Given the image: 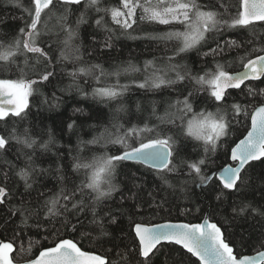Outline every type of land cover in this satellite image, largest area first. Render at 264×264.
I'll list each match as a JSON object with an SVG mask.
<instances>
[{
  "label": "snow or ice",
  "instance_id": "obj_1",
  "mask_svg": "<svg viewBox=\"0 0 264 264\" xmlns=\"http://www.w3.org/2000/svg\"><path fill=\"white\" fill-rule=\"evenodd\" d=\"M102 0H30L24 9L27 18L24 26L20 27L14 36L3 33L0 38V120L9 117L23 120L25 110L29 107L28 97L37 87L48 82L55 73V67L65 62L73 65V71L67 72L72 77V86L84 96H91L101 103L110 104L119 101L129 90V85L121 84L120 79L129 72L141 74L143 79L133 81L139 89L157 92L172 89L177 92V98L167 104L163 115H157L155 103L151 116L158 121L149 126V120L144 121L143 127L133 125L125 128L120 123V113H127L123 104L113 109V115L104 130L91 140H80L76 145V154L72 156L71 172L57 165L55 171L51 168H39L33 156L28 155L23 168L16 175L24 182V192L18 204L8 208L6 226L12 230L10 241L0 239V264H13V254L24 251L23 244L16 247V241H23L25 235L32 229L39 232L43 229L56 239L52 246L42 247L38 255L26 261V264H116L110 259L113 252L119 257V264H148L165 244L179 245L185 254H167L171 264H185L184 255L191 254L198 259L199 264H264V225L255 240L244 227L248 220L257 217L264 221V203L248 200L249 189L254 188L256 179L264 185V177L253 178L245 173L252 167L253 162L264 164V99L257 102L228 103L230 89H239L245 82L259 81L264 78V38L259 41L236 40L221 43L215 37L230 29L254 28L257 23L264 24V0H120V7H101ZM84 4V10L80 5ZM17 6L23 7L17 0ZM94 10L99 16L95 20L97 27H104L109 33L112 28L107 27L105 17L110 16L112 22L120 29L121 34H128L133 30L137 21L145 24L166 26V31L144 32L142 36L132 37L150 42L163 43L166 53L164 57H153L144 62L143 68L128 61L126 66L116 65L106 70L100 64H90L84 60L79 40L80 25L85 23V15ZM80 11L75 23L70 17ZM103 13V15H100ZM47 17V19H45ZM53 28L49 23L53 22ZM55 35V55L51 43L45 46ZM256 35L255 32L252 33ZM111 35L106 37L104 47H112ZM215 42V47L201 54L205 57L213 56L214 67H205L203 74H193L189 65L182 57L192 51L208 45L209 39ZM260 46L257 47L256 44ZM251 45V50H247ZM245 49L239 57L241 71L230 72L227 66L216 61V57L224 56L233 50ZM21 58L23 63L21 64ZM76 65H85L76 67ZM50 68L52 70H50ZM28 71L36 76L27 78ZM91 77L97 81H107L115 77L114 83H104L86 92L79 84L77 77ZM17 76L16 79L3 77ZM182 82L193 83L191 90L184 95L178 91ZM87 83V81H85ZM198 86V87H197ZM207 93L203 99L200 93ZM247 95L264 98V89L257 92L254 88L247 89ZM182 97V98H181ZM58 101L59 98L53 97ZM216 105L214 112L202 109L194 111V106L201 103ZM51 107H58L53 103ZM139 110V104L137 105ZM75 111H80L76 109ZM245 118L246 128L242 138L233 145H225V141L234 135V125L239 124V117ZM72 129L73 124L69 123ZM10 139L17 144L32 149L37 144L28 129L18 134L15 129ZM199 142L193 151L203 149V155L196 160L187 156H180L187 141ZM131 141V142H130ZM9 143L0 135V150ZM54 143V137L39 147L49 149ZM98 145V149L89 148ZM111 146V147H109ZM225 147L232 164L226 165L210 175L203 174V168L209 165L210 154L214 155L218 149ZM102 149V150H101ZM98 151L99 154L88 155ZM179 158L180 163H174ZM125 162H135L146 166L156 174L158 180L169 188L176 185L170 183L169 174L180 175L183 167L187 168L186 177H192L197 188L208 185L213 178L218 179L219 187L216 199L222 203L229 196L235 197L230 207L231 221H239L241 232L238 243L229 238L223 231L224 225L214 220L210 214H205L199 223H150L143 219L145 212L155 213L164 210V202L157 201L161 186L148 187L146 182L135 173L132 174V185L125 194L124 181L118 178ZM52 175L56 184L46 192H37L35 201L26 200L36 191L34 185H44L37 177ZM8 173H4V185L0 186V206L7 202L9 189L7 188ZM79 183H76V180ZM188 180L180 181V191L187 193ZM113 193L120 195L121 204L117 209L120 217L125 215L130 220V245L125 243L127 237H122L115 243L116 237L106 225H116L118 217L108 207V201L113 200ZM264 201V190L260 192ZM131 199L132 203L127 204ZM35 205V206H34ZM99 209V211H98ZM107 209V210H105ZM43 213V217L41 216ZM91 214L89 224L93 225L92 236L88 233L92 249L82 248L74 239L63 238L61 229L77 232L84 227L83 220ZM140 216L137 220L135 217ZM3 219V217H0ZM19 220V224L16 220ZM31 221V223H30ZM226 223L227 218H226ZM22 226V227H21ZM107 238V239H105ZM251 246L254 254H246L238 249ZM105 243H111V249H104ZM101 251H97L96 247ZM119 250V251H117ZM28 251H31L29 248ZM166 260V264H167Z\"/></svg>",
  "mask_w": 264,
  "mask_h": 264
},
{
  "label": "trees",
  "instance_id": "obj_2",
  "mask_svg": "<svg viewBox=\"0 0 264 264\" xmlns=\"http://www.w3.org/2000/svg\"><path fill=\"white\" fill-rule=\"evenodd\" d=\"M19 3L23 7L17 6V0H0V38L3 33H9L10 36H14L20 27L24 26V19L27 18V12L24 11L30 4V0H19ZM101 7H120V0H102ZM80 10H84V4L80 5ZM80 11H76L70 20L74 24ZM100 15H103L101 13ZM99 16L94 10L88 11L85 15V23L80 25L79 40L77 43L81 46V55L84 60L90 64H100L106 70H111L116 65L126 66L128 61H131L133 65L143 68L146 60H151L153 57H164L171 53H166L163 43L150 42L144 39H134L132 37L142 36L144 32H161L166 31V26L163 25H149L144 22L137 21L133 30H130L128 34H121L122 29L112 22L110 16L105 17V23L107 27L112 28L113 32L109 33L104 27H97L95 20ZM47 19V17H45ZM53 22L49 23V27H53ZM256 35L253 36L252 33ZM111 35L112 47H104L106 37ZM264 38V24L257 23L254 28H248L244 30L230 29L223 32L222 35L215 37L221 43L224 41L236 40L241 42L244 40H256ZM56 37L53 34L50 41H46L45 46L51 43L52 49L55 55H59L56 51L55 44ZM260 46L259 43L256 44ZM209 47H215V42L212 38L209 39L208 45L200 49V52L192 51L182 59L192 69L193 74H203L205 67H214L213 56L210 54L205 57L201 53L208 51ZM247 50H251V45ZM245 49L233 50L231 53L216 57V61L223 63L227 66L228 71H234L239 69L242 64L239 59L244 54ZM23 58H21V64ZM85 65H76V67H82ZM73 71V65L70 62L57 65L55 67V75L50 78L48 82H44L37 87V90L28 97L29 107L25 110L26 117L23 120L15 117H9L6 120H0V135H3L6 139H9V143L5 149L0 150V186L4 185V173H8L9 179L7 181V188L9 189L7 202L0 206V239L10 241L12 238V230L10 226L5 225L7 220L8 208L13 204H18L21 199V193L24 192V182L19 178L16 173L20 168L25 166L27 156H33L36 165L39 168L49 169L55 171L57 165L62 169H67L71 172V165L73 163L72 156L76 154V145L80 140H91L94 136L99 135L106 126L112 115L113 109L117 108L118 104H123L127 110V113H120L122 117L120 123L125 125V128L138 125L143 127L144 121L149 120V126L158 123L154 116H151L153 104L155 103L157 115H163L167 104L174 101L177 98V92H173L172 89H166L157 92H150L144 89H139L135 86L133 81H140L143 79L141 74L129 72L120 79L121 84L129 85V90L124 94L119 101H113L110 104L101 103L99 100L93 99L91 96L81 95L75 91L74 88L70 90L72 86V77L66 74ZM50 70H52L50 68ZM16 79L17 76L3 77ZM27 78L35 79L36 76L28 71ZM77 80L82 88L86 92H91L94 87L103 86L104 83H114L115 77L109 78L107 81H97L91 77H83V74L77 77ZM87 81V83H85ZM193 83L182 82L178 91H183L184 95H187V91L191 90ZM198 87V86H197ZM251 87L257 92L264 89V78L259 81L245 82L241 86L243 91L239 89L228 90V103L233 102H257L264 99L257 96L255 100L253 97L247 95V89ZM203 99L207 98V93L199 94ZM59 98L58 101L53 97ZM182 98V97H181ZM59 104L58 107H51L53 103ZM139 104V110L137 105ZM80 109V111H75ZM202 109L214 112L216 105L211 102L204 104L201 103L199 107L194 106V111L199 112ZM240 123L234 125V135H231L225 145H233L242 134L245 133L246 121L243 116L239 117ZM72 123L73 128L69 129L68 124ZM13 129L18 134L23 133L24 129H28L29 134L35 140L37 144L32 149L26 148L22 144H17L15 140L10 139V134ZM49 134L54 137V143L49 145L48 150L41 149L39 144L44 143L49 139ZM131 142V141H130ZM186 147L180 153V156H187L191 160H196L203 155V149L199 148L197 151H193L195 144L199 142L187 141ZM111 147V146H109ZM89 148L98 149V145H89ZM228 147L227 152H229ZM102 150V149H101ZM225 147L218 149L217 153L212 155L209 160V165L203 168V174L208 175L212 170L221 167L229 162V157ZM98 155L99 152H90L88 155ZM174 163L179 164L180 160L177 158ZM121 175L118 178L125 182V194L131 196L130 192H127V188L132 185V174L135 173L141 177L148 187L161 186V190L158 192L157 201L164 202V210L155 213L145 212L143 219L146 222L154 223L163 220H184L187 222L200 221L205 212L208 210V214L214 217V220L224 225L223 231L229 238L238 243L241 227L239 221L233 223L231 221L230 207L233 196H229L227 201L222 203L216 199V193L219 187V181L216 178L206 186L197 188L196 183L193 182L192 177H186L184 173L187 172V168L181 169L180 175L169 174L168 179L170 183L176 185L175 188H169L168 185L163 184L158 180L156 174L150 171L146 166L137 164L135 162H125L123 168L120 170ZM246 176L251 175L253 178L264 177V164L260 162H253L252 167L245 173ZM44 186L40 184L34 185L36 191L31 193V196H26L25 199L29 201H35L37 192H46L48 189H52L56 184L52 175H47L43 178L37 177ZM187 179V193L180 191V181ZM79 183V180H76ZM264 190V185L261 184L259 179L255 180L254 188L249 189L247 193V199L256 203H264L261 200L260 192ZM108 207L111 208L114 214L118 217V223L116 225H106L109 231L116 237L115 243H119L122 237H127L125 243L130 245L131 236L129 235L130 220L127 215L120 217L117 209L121 204L120 195L113 193V200L108 201ZM129 199L127 204H131ZM35 206V205H34ZM107 210V209H105ZM99 211V209H98ZM43 217V213H41ZM91 214L89 213L87 219L83 220L84 227L77 232L71 230L61 229V235L63 238L74 239L82 248L92 249L93 243L88 235L91 232L92 236L97 233L92 231L93 225L89 224L91 220ZM140 220V216L135 217ZM227 218V223L225 222ZM19 224V220H16ZM31 223V221H30ZM264 221H261L259 217L256 220H248L244 227L252 234L253 240L259 235ZM22 227V226H21ZM55 236L49 235L43 229L37 232L32 229L30 233L25 235L23 241H16V247L19 249L21 243L23 244L24 251L17 250L13 254L14 261H25L33 258L42 247L52 246ZM107 239V238H105ZM111 243H105L104 249H111ZM31 251H28V249ZM97 251L101 249L97 246ZM245 253H251L255 249L251 246V242L248 247L238 249ZM119 251V250H117ZM171 252L173 255H182L186 253L179 245H167L157 252L155 256L148 262V264H166L167 254ZM110 259L116 261L119 264V257L113 252ZM185 264H199L198 260L191 256V254L184 255ZM167 264H171L170 260H167Z\"/></svg>",
  "mask_w": 264,
  "mask_h": 264
},
{
  "label": "water",
  "instance_id": "obj_3",
  "mask_svg": "<svg viewBox=\"0 0 264 264\" xmlns=\"http://www.w3.org/2000/svg\"><path fill=\"white\" fill-rule=\"evenodd\" d=\"M241 70H243L242 69V66L239 68V69H237V70H234V71H241ZM230 72H233V71H230ZM247 82V81H246ZM242 138V136L239 138V139H241ZM238 141V140H237ZM229 152H230V149H229ZM233 162L229 159V162L228 163H226V164H224V165H222L221 167H218V168H216V169H214V170H212V171H218V170H220V169H222L223 167H225L226 165H229V164H232ZM211 171V172H212ZM211 172L208 174V175H210L211 174ZM205 214H208V210L205 212ZM205 214H204V216H205ZM204 216H203V218L200 220V221H198V222H187V221H184V220H163V221H159V222H154V223H164V222H171V223H199V222H202V220L204 219ZM68 239H70V238H68ZM181 247V246H180ZM40 251V250H39ZM254 252L255 251H253V252H251V253H246V254H254ZM39 253V252H38ZM38 253L36 254V255H38ZM35 257V256H34ZM33 257V258H34ZM195 258V257H194ZM197 259V258H196ZM198 260V259H197ZM26 261L27 260H25V261H14L13 260V264H26ZM199 262V261H198Z\"/></svg>",
  "mask_w": 264,
  "mask_h": 264
}]
</instances>
